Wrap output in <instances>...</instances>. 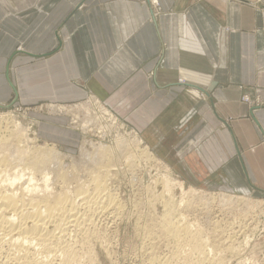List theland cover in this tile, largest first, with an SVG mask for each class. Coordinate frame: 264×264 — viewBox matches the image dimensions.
Masks as SVG:
<instances>
[{
  "label": "crops",
  "instance_id": "crops-1",
  "mask_svg": "<svg viewBox=\"0 0 264 264\" xmlns=\"http://www.w3.org/2000/svg\"><path fill=\"white\" fill-rule=\"evenodd\" d=\"M159 3L0 0V106L92 95L189 184L264 194V0Z\"/></svg>",
  "mask_w": 264,
  "mask_h": 264
},
{
  "label": "bare ground",
  "instance_id": "bare-ground-1",
  "mask_svg": "<svg viewBox=\"0 0 264 264\" xmlns=\"http://www.w3.org/2000/svg\"><path fill=\"white\" fill-rule=\"evenodd\" d=\"M147 1L153 6L151 20H155V17L161 12L159 0ZM18 49H21V47H18ZM87 102H89L87 106L90 105L91 109L86 108V111L83 108H79L81 107L80 105H70L69 107L51 105L47 106V108L49 112L65 114L75 109L76 114H73L78 118L79 113L82 112L81 114H84V116L80 117L83 118L80 124L83 132H86L92 127L91 125L93 123L95 125L100 121L99 123L101 124V121L104 119L106 127L108 129H115L118 134V129L121 130V127L128 126L130 140L127 141L119 138L120 134L117 139H112L108 135H104L106 137L103 136L102 141L96 142L98 143L97 145H94L95 143H89V140L88 143L92 146V150H87L84 147L80 149L84 144L82 143L79 148L82 150H79L81 159L76 160L72 157L69 165L65 162L64 157L70 155L58 149L56 147L57 145L55 146L54 143H51L50 148L33 145L34 141L26 135V130L24 131L20 127V123L14 120H6L3 115H0V264H98L96 262L99 258H96L97 255L95 254L97 252L95 253L94 250L96 242L103 246L107 251L106 254L111 257V250H107L111 240L108 244L103 242V239L101 240V237L104 236L103 231H106L102 230L103 227L101 229V223H103L101 221L104 220L101 218H105V221H107L106 218L108 216L111 217L121 212V200L119 201L120 198L118 199V196L112 190V181L116 175V171L114 170L117 166L114 163V158L115 154L119 152L124 157L127 166H133L135 158H145L147 161L157 163L165 169L162 174V182L164 183L163 186L167 197L163 196V213L160 218H157L159 221L157 223L155 222L154 226L156 228H154L157 229L161 236H166L167 240L169 239L175 248L171 250L173 252L170 251V257L166 256L163 259H161L162 257L158 259L159 256L157 257L156 254L155 256L157 258L151 259V256L154 255L151 254L150 259L152 262L155 260L158 263L164 264H224L226 261L225 256L228 253L229 256L232 253L236 256L241 249L232 245V243L225 245L220 239V232L222 234L224 233L223 229L225 226L223 228L221 227L220 231L216 226L214 228L211 227L212 229L208 232L210 233V237L212 235L218 239L215 240V245L210 246L211 244L207 243L209 239L203 237L204 234L200 230V227L196 226L193 222H188L185 215L178 213L180 212L179 209L177 212V207L179 206L173 202V198L175 199V197L172 196L171 190L173 187H178L186 200L196 197L205 203L213 197L210 198L209 196L210 199H206L207 195L198 196V191L194 187L191 186L185 189L181 180L171 178L170 168L168 169V166L164 163L162 165L160 159L156 158L148 150L147 145H145V148L140 147L144 144L141 135L139 134L138 136L137 131H133V128L131 129L110 106L105 105L101 100L92 95L88 96L85 103ZM94 128H96V125ZM97 130L100 129L97 127ZM133 168L135 169V166ZM219 199L220 203L224 206L230 205L234 201L241 199V197L226 198L221 196ZM183 201L185 200L178 201L180 203L179 205ZM257 203L261 202H254L249 199L245 208L241 209L240 213H236L235 220L239 219L244 221L247 217L249 218V213L251 214L250 208H253ZM242 206L244 207V205ZM148 215L150 216L149 213ZM111 220L113 221V219ZM136 221H139V219ZM107 230L109 229L107 228ZM146 231L144 232L147 233ZM145 233L142 235H145ZM104 239L106 240V238ZM247 241L249 240L246 239ZM162 243L164 242L162 241ZM158 248L161 249V246ZM150 249L153 250L155 248ZM155 251L157 252V250ZM146 253L148 254V252ZM143 254H145L144 251ZM144 259L146 260L147 258L145 257ZM242 259L238 260V262L242 261L245 263L247 261H254L256 264H259L257 260L249 257ZM262 264H264V260Z\"/></svg>",
  "mask_w": 264,
  "mask_h": 264
},
{
  "label": "rangeland",
  "instance_id": "rangeland-1",
  "mask_svg": "<svg viewBox=\"0 0 264 264\" xmlns=\"http://www.w3.org/2000/svg\"><path fill=\"white\" fill-rule=\"evenodd\" d=\"M243 101L250 103V100L248 97H244ZM88 103L89 102H87L85 104H83V103L80 104L81 107H79V108H81V109L83 108L84 111H86L85 110L86 108L91 109L90 105L87 106ZM73 113L76 114L75 109L71 110L70 113H66V114L50 113L48 108H47V103H40L38 105L29 106V107H24V106L22 107V106H19V105L12 103V104H6L3 107H0V115H3L4 119H6V120H14L17 123H20L19 124V125H21L20 127H22V129L24 131L25 130L27 131V132L25 131L26 135L29 136L30 139H32V141H34L33 145H35V146L38 145L41 147H49V146L51 147V143L52 144L54 143L55 146L57 145L56 147L58 149L62 150V152H64V153H67V155H70V156L64 157V160L68 165H69L72 157L76 160L81 159L80 151H82V150H80V149H82L84 147L87 150L91 151L92 146L89 143H92V144L95 143L94 145H97L98 143H96V142L102 141L103 138L106 137L104 135H108V137H110L112 139H117L119 137V134H120L119 138L127 140V141L130 140V136H128V133L130 132V130L128 129V126L121 127V130L118 129L119 130V134H118L115 129H113V128L108 129V127H106L105 119L102 120L103 122L101 121V124L99 123L100 121L97 122L95 124L96 128H94L95 125L93 123V125H91L92 127H90L86 132H83L81 124H80L81 121L83 120V118H80V117H83L84 114L82 115L81 114L82 112H80L78 115L79 116V118H78L77 116L75 117ZM103 126H105V127H103ZM97 127L100 130H97ZM102 130H103V132H102ZM133 131H136V130L133 129ZM136 133L139 136V133L138 132H136ZM33 137L36 140L35 139L33 140ZM83 138H84V140H83ZM89 140H90V142H89ZM82 143H84V144L82 145ZM81 145H82V147H81ZM145 145L146 144L144 143L140 147L145 148ZM148 150L150 152H152L149 148H148ZM152 154L156 157V155L153 152H152ZM114 159H115L114 163H116L117 166L115 167V170H114V171H116V175L112 181V190H114L113 192L115 193L116 196H118L117 198L118 199L120 198L119 201L121 200L120 201L121 205H122L121 212H120L121 215H120V213H118V214H114V216H111V217L108 216V218H106L107 221H105V218H101V219H104L101 221V222H103V223H101L102 224L101 229L103 227L102 230H106V231H103L104 236L101 237V240L103 239V242H106V244L110 243V240H111L109 247L107 246L108 247L107 250H111L110 251L111 257H109L106 254L107 253L106 249L103 246H101L98 242H96V245H94V247H95L94 250H95V253L97 252V254H95V255H97L98 257L96 256V258H99L96 263H98V264H111V263H114V264H146L148 262L147 264H153V263L154 264H164V263H158L155 260H153V262H152L151 259H155L158 256H159L158 259H160V257H162L161 259L166 258V256L170 257L171 252H173L171 250H173L175 248V247H173V244L171 243V241L169 239L167 240L166 236H161L159 234V232L157 231V229H155L156 227L154 226L155 222L157 223L159 221L157 218H160V216L163 213L162 200L164 199V197H167L164 186H163L164 183L162 182L163 181L162 180L163 179L162 174H163L165 169H164V167L159 166L157 163L155 164L154 162L147 161L145 158H143V159L135 158L133 166H131V167L127 166L124 157H122V155H121V152L115 154ZM120 160H121V162H120ZM141 160H143V161H141ZM139 161H140V163H139ZM160 163L162 165L165 164V163L163 164L162 161ZM165 165H167V164H165ZM134 166H135V169L133 168ZM169 168L170 167L168 166V169ZM169 171H170L171 178H173L175 180H181L183 182L185 189H188V187L192 186L198 191L199 195L198 194H196V195H198V196H201V195L206 196L207 195L206 199L209 198V196H210V198L211 197L214 198V199L212 198L213 200L211 199L212 201L208 200V201H211L212 203L207 201V202H205L207 204H205L203 201L199 200L196 197L194 199L188 198V200H186L185 196L183 197V193L180 191V189L178 187H173L171 190L172 196L175 197V199L173 198V202L179 206V207H177V212L179 209L180 212H178V213L185 215L186 220L188 222H193L196 226L200 227V230L204 234L203 237L206 239L207 238L209 239V240H207L208 241L207 243H210L211 244V245L209 244L210 246L215 245L214 242H215V240L218 239V238L216 239V237H214L212 235H211L212 238L210 237V233H208L210 231V229H212L216 226V228L220 231L221 227L223 228L225 226V228L223 229L224 233L222 234V232H220L221 234L219 235V236H221V238H220L221 241H223L225 245L232 243V245L237 246L239 249H241V251H239L238 254L236 253L237 254L236 256L234 253H232L230 255L231 257L228 255L229 254L228 253L225 256L226 261L224 264H229V262H230V264H236V263L242 264L244 262H242V261L238 262V260H241L242 258L244 259L246 257L257 260V262H259V264L263 263V260H264V209H263L264 208V194L259 195V194H254V193H238V192L231 191L228 188H223L220 186H217V187L194 186V185L189 184L186 180L175 175L171 169H169ZM151 179H153V180H151ZM144 187H145V189H144ZM142 189H144L145 191L144 190L142 191ZM180 194H181V196H180ZM221 196L226 197V198H228V197H235L236 198L238 196V197H241V199L234 201L230 205H224L223 206V204L220 203V199H219ZM155 199H157V200H155ZM249 199L254 201V202H256V201L261 202V203L255 204L253 206V208H250L251 214L249 213V218H251V219H249L247 217V219H245L244 221L243 220L241 221L239 219L235 220V217L237 215L236 213H240V210L245 208L247 201ZM181 200H185L186 202L183 201L184 203L182 202V204L179 205L180 204L179 202ZM140 201H142V202H140ZM191 202H193V203H191ZM190 203H191V205H190ZM242 205H244V207ZM188 206H190V207H188ZM122 210H123V212H122ZM148 213L150 214V216L148 215ZM252 213H254V214H252ZM141 215H142V217H141ZM187 216H188V218H187ZM194 216H195V218H194ZM256 217H258V218H256ZM111 219H113V221L114 220L115 221L113 222ZM138 219H139V221H136ZM140 220H142L143 222ZM251 220H252V222H251ZM139 222H141L142 224ZM149 222H150V224H149ZM103 224H104V226H103ZM137 224H139V225H137ZM144 224H146V225H144ZM243 224H245V225H243ZM106 227L109 230H107ZM138 227L141 228L142 230L141 229L139 230ZM254 228H256V229H254ZM146 229H147V231H146ZM149 229H151L154 233ZM143 230L146 231L147 233H145ZM149 231L152 233L150 234ZM144 233H145V235H142ZM156 233H157V235H156ZM135 234H137V235H135ZM104 238H106V240ZM164 238H166V239H164ZM245 238L247 240H249L250 242L247 241L248 242L247 243ZM157 239H158V241H157ZM210 239H212V240H210ZM144 241H145V243H144ZM162 241L164 243H162ZM227 241H228V243H227ZM153 244H154V246H153ZM145 245H147L148 248ZM98 246H101L105 250L102 249L101 247H98ZM160 246H161V249L158 248ZM150 248H155V249L152 250ZM144 249H146V250L148 249V251H146ZM155 250H157V252ZM143 251L146 255L143 254ZM146 252H148V254ZM168 252H170V253H168ZM151 254H154V255L151 256ZM155 254L157 257L155 256ZM148 255H149V257H148ZM232 255H233V258H232ZM145 257L147 258L146 260L144 259ZM236 257H237V260H236ZM110 258H111V260H110ZM230 258L232 261L229 260ZM254 263H255L254 261H247L244 264H254ZM172 264H174V263H172Z\"/></svg>",
  "mask_w": 264,
  "mask_h": 264
},
{
  "label": "water",
  "instance_id": "water-1",
  "mask_svg": "<svg viewBox=\"0 0 264 264\" xmlns=\"http://www.w3.org/2000/svg\"><path fill=\"white\" fill-rule=\"evenodd\" d=\"M0 107H3V106H0Z\"/></svg>",
  "mask_w": 264,
  "mask_h": 264
}]
</instances>
